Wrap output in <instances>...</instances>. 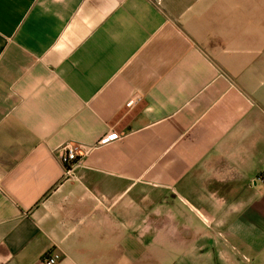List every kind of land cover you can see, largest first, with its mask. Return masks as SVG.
<instances>
[{
	"label": "crops",
	"instance_id": "1",
	"mask_svg": "<svg viewBox=\"0 0 264 264\" xmlns=\"http://www.w3.org/2000/svg\"><path fill=\"white\" fill-rule=\"evenodd\" d=\"M158 250L264 264V0H0V264Z\"/></svg>",
	"mask_w": 264,
	"mask_h": 264
},
{
	"label": "built area",
	"instance_id": "2",
	"mask_svg": "<svg viewBox=\"0 0 264 264\" xmlns=\"http://www.w3.org/2000/svg\"><path fill=\"white\" fill-rule=\"evenodd\" d=\"M132 100L128 102V105L132 104ZM116 135L109 134L103 137L98 144L103 145L107 142H111L116 140ZM83 154L80 146L72 144V143H65L60 148L55 151L56 158L60 161V163L67 168V166L76 162L77 158ZM58 260V255L55 253H46L41 258V264H55Z\"/></svg>",
	"mask_w": 264,
	"mask_h": 264
},
{
	"label": "rangeland",
	"instance_id": "3",
	"mask_svg": "<svg viewBox=\"0 0 264 264\" xmlns=\"http://www.w3.org/2000/svg\"><path fill=\"white\" fill-rule=\"evenodd\" d=\"M168 260H169V257L164 255L163 250H158L155 263H152L147 258L141 257L138 260L137 264H172Z\"/></svg>",
	"mask_w": 264,
	"mask_h": 264
}]
</instances>
